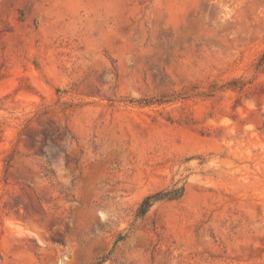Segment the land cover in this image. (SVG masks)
<instances>
[{"label": "rangeland", "instance_id": "1", "mask_svg": "<svg viewBox=\"0 0 264 264\" xmlns=\"http://www.w3.org/2000/svg\"><path fill=\"white\" fill-rule=\"evenodd\" d=\"M0 264H264V0H0Z\"/></svg>", "mask_w": 264, "mask_h": 264}, {"label": "trees", "instance_id": "2", "mask_svg": "<svg viewBox=\"0 0 264 264\" xmlns=\"http://www.w3.org/2000/svg\"><path fill=\"white\" fill-rule=\"evenodd\" d=\"M181 193H182V189L180 191L179 190L176 191L175 194L172 197H170L169 199H174L176 197V195L181 194ZM166 198H167V194H162L161 198H158V199H166ZM149 200H150V198H148L147 202H149Z\"/></svg>", "mask_w": 264, "mask_h": 264}]
</instances>
